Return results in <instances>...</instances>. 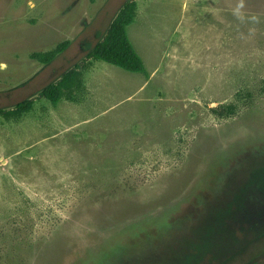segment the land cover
Returning a JSON list of instances; mask_svg holds the SVG:
<instances>
[{
  "label": "rangeland",
  "instance_id": "374dc122",
  "mask_svg": "<svg viewBox=\"0 0 264 264\" xmlns=\"http://www.w3.org/2000/svg\"><path fill=\"white\" fill-rule=\"evenodd\" d=\"M0 110V264H264V0H0Z\"/></svg>",
  "mask_w": 264,
  "mask_h": 264
},
{
  "label": "trees",
  "instance_id": "16d2710c",
  "mask_svg": "<svg viewBox=\"0 0 264 264\" xmlns=\"http://www.w3.org/2000/svg\"><path fill=\"white\" fill-rule=\"evenodd\" d=\"M134 12V2L124 3L101 41L97 42L91 50L88 58L103 62L128 73L146 76L147 72L142 60L135 52L127 36V28L134 21ZM67 46L68 42L64 41L48 52L34 53L31 58L42 65H47L62 54ZM60 88L61 83H50L39 92V96L47 99L52 105H56L60 99ZM32 102L33 98L23 100L15 106V110L28 112ZM220 110L227 114H231L233 111L231 106H222ZM1 113H3V110H0Z\"/></svg>",
  "mask_w": 264,
  "mask_h": 264
}]
</instances>
